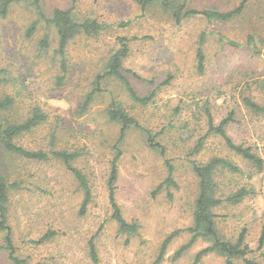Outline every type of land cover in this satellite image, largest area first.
Segmentation results:
<instances>
[{"label": "rangeland", "instance_id": "rangeland-1", "mask_svg": "<svg viewBox=\"0 0 264 264\" xmlns=\"http://www.w3.org/2000/svg\"><path fill=\"white\" fill-rule=\"evenodd\" d=\"M242 1L188 0L186 7L227 12ZM40 5L46 14L70 10L78 21L94 20L106 28L96 36L80 35L71 41L67 74L60 82L62 73L53 59L55 30L37 22L31 4L12 6L0 18V100L6 96L14 100L13 110L6 114L19 122L34 108L47 115L44 124L17 143L32 151H77L75 165L86 176L92 197L81 215L83 193L59 160L39 163L1 156V173L18 184L8 206L16 254L26 264H154L164 240L179 232L159 264H192L196 254L209 246L197 240L176 256L191 238L186 230L192 226L198 193L192 166L224 158L241 173H215L217 197L223 201L213 210L217 230L231 242L244 232L251 250L248 258L264 264V245L258 246L264 231V115L254 114L244 103L248 98L264 107V0H246L242 13L226 23H208L197 16L180 26L159 5L142 11L134 0H40ZM33 23L35 32L28 37ZM202 35L205 60L200 72L196 52ZM45 38L51 45L46 52L39 46ZM119 38L129 40L124 75L140 96L156 89L154 100L145 107L134 105L121 85L113 82L82 111L95 76L117 50ZM113 100L156 135L164 157L149 148L137 129L117 144L119 128L106 117ZM207 113L215 125L233 114L227 135L262 159L259 173L230 152L220 137L207 136ZM199 141L200 150L193 152ZM115 146L121 153L115 200L124 219L138 226L137 234L130 237L120 234L111 220L107 183ZM165 159L173 168L171 186L165 183ZM242 187L253 194L235 206L224 201ZM90 242L97 262L89 257ZM224 262L210 253L198 264ZM0 264H12L7 252L0 254Z\"/></svg>", "mask_w": 264, "mask_h": 264}, {"label": "trees", "instance_id": "trees-1", "mask_svg": "<svg viewBox=\"0 0 264 264\" xmlns=\"http://www.w3.org/2000/svg\"><path fill=\"white\" fill-rule=\"evenodd\" d=\"M140 6L142 11L154 5H159L162 10L168 12L173 24L180 26L183 20L191 17H202L206 22H222L226 23L238 17L245 6L246 0H243L235 9L227 12H220L213 9L205 11L187 10L188 0H134ZM25 3L31 4L37 14V22L43 24L45 27L53 28L57 36V48L53 52V59L59 65L62 77L59 78L62 82L67 74L68 60H67V47L76 37L84 35L87 37L96 36L106 26L101 25L94 20L78 21L70 10L54 9L51 13L46 14L40 5V0H0V18H5L10 8L16 4ZM36 22V23H37ZM37 23V24H38ZM121 26H126L122 24ZM36 24L33 23L27 30V36L30 37L35 32ZM118 48L110 55L102 70L97 74L92 82V90L86 96L85 102L81 106L84 111L91 104L93 98L104 92V87L117 82L121 85L123 91L126 93L127 98L134 105L145 107L151 103L156 96V89H153L148 95L140 96L130 84L127 77L124 75L123 62L129 55V40L126 38H119ZM204 42L203 35L200 39V46L196 52L197 66L200 72L204 71V53L201 45ZM234 46V43H229ZM40 49L44 52L48 51L51 47L48 38H45L39 43ZM1 75V74H0ZM2 78L0 77V83ZM151 85L153 83H150ZM164 84V83H163ZM244 103L254 114L264 115V107L256 104L252 100L245 98ZM14 107V100L11 97H4L0 100V158L3 155L17 157L26 161L33 162H46L50 158L59 160L66 170L72 175L78 187L83 193V201L81 203L80 214L84 215L86 209L91 202V188L86 176L78 169L75 162L80 157L77 151L68 152L66 150L59 151H32L25 149L19 145L17 141L24 135L31 133L37 127L41 126L47 120V115L39 108L31 110L30 115L23 121H16L7 116L6 113L11 112ZM106 117L109 122L115 124L119 128L117 144L120 145L124 142L126 135L133 129L139 130L145 137L146 144L149 148L159 151L164 157V148L156 141V135L150 130L143 128L139 122L131 116L119 101L113 100L109 107L106 109ZM233 122V114L230 113L227 118L221 120L218 125H215L212 117L207 113V136L213 134L218 136L224 142L226 148L233 152L235 155L241 157L244 161L249 163L253 169L259 173L263 169L262 159L252 152L249 147L235 144L232 139L227 135V127ZM202 141H199L193 152H198L201 148ZM115 156L111 161L108 178V200L111 209V220L116 225L118 232L127 236H134L138 232V226L135 223H128L121 212L119 205L115 200L116 182L118 178V161L121 156L120 150L115 146ZM166 167L168 170V177L165 183L168 186L174 185L172 176L173 168L170 162L165 159ZM192 171L198 181V193L194 202L192 212V226L186 231L190 234L191 238L187 245L182 246L176 253L180 256L197 240H203L209 243V246L199 251L192 264H198L200 259L210 253H216L225 259L224 264H235L236 260H241L243 264H259L248 258L251 250L245 243L244 232H242L235 242L224 239L218 232L216 227V215L213 210L222 204V200L217 197V184L214 180L217 171H227L232 174L241 173L240 169L224 158H212L205 164L193 163ZM18 189L16 181L11 182L6 179L0 171V235H2V243L0 244V254L2 252L8 253V259L12 264H26L16 254V249L12 240V231L8 224V206L10 195L13 191ZM253 194L252 190H247L242 187L237 191L230 194L224 200L230 205H238L244 198ZM179 232L169 235L161 245L159 255L154 264H159L164 255V252ZM264 245V231L258 241L259 248ZM89 257L92 262H97V254L92 242L89 243Z\"/></svg>", "mask_w": 264, "mask_h": 264}]
</instances>
